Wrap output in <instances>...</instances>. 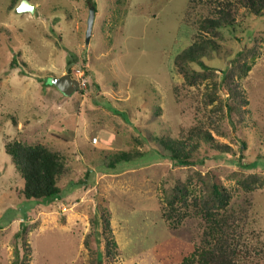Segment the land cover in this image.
I'll list each match as a JSON object with an SVG mask.
<instances>
[{"label": "rangeland", "instance_id": "374dc122", "mask_svg": "<svg viewBox=\"0 0 264 264\" xmlns=\"http://www.w3.org/2000/svg\"><path fill=\"white\" fill-rule=\"evenodd\" d=\"M29 1L33 12L18 11L21 0H0V264H12L17 248L28 264H91L104 250L102 210L118 249L109 264H178L207 226L197 214L169 222L162 214L167 199L175 185L187 188L190 200L203 197L214 181L230 194L219 210L235 214L233 236L244 259L264 264V18L238 7L235 31L223 29L219 53L204 57L214 79L187 83L174 57L218 0H93L88 42L86 0ZM254 38L256 57L243 55L252 65L237 77L245 101L229 112L227 92L211 82ZM78 68L86 81L80 90ZM196 125L230 153L200 140L191 164L137 165L152 149L165 150L157 137L185 138ZM13 140L59 153V196L23 195L5 151ZM134 149L145 154L120 170L105 168L117 151ZM253 175L254 186L245 187Z\"/></svg>", "mask_w": 264, "mask_h": 264}, {"label": "trees", "instance_id": "16d2710c", "mask_svg": "<svg viewBox=\"0 0 264 264\" xmlns=\"http://www.w3.org/2000/svg\"><path fill=\"white\" fill-rule=\"evenodd\" d=\"M18 0H12V5ZM90 5H95L93 0H86ZM238 7L252 13L255 16L264 18V0H218L215 5L209 6L207 14L197 22L199 34L194 40L183 48L174 57L177 69L183 73L187 83L209 77L214 79L215 67L208 64L204 57L219 51V41L223 29L235 31L237 25ZM233 34L235 32H232ZM235 35V34H234ZM254 38L252 46L239 50L237 55L230 58V64L221 69L220 78L213 80L214 87H222L227 92L226 108L229 112L241 110L237 103L244 102L243 94L237 77H242L250 69L252 63L241 60L247 53L250 59L256 57V43ZM219 53V52H218ZM71 54V53H70ZM220 55V54H219ZM69 55L67 61V73L71 75L70 65L73 62ZM82 86H79V90ZM211 94L214 92H210ZM67 97V96H65ZM214 96H210L208 101H213ZM115 111V110H114ZM117 112V111H116ZM118 113V112H117ZM158 144L164 147L152 149L149 154L151 159L147 162H140L143 165L159 159L170 160L174 164L187 165L193 163L196 151L200 146V140H204L209 145L218 148L222 155L230 153V145L219 142L211 135L210 130L199 125L188 130L185 138L157 137ZM5 151L10 154L15 166L22 177L21 192L25 197L34 199H48L60 195L61 188L58 184L59 176L63 172L64 164L56 150L48 148L42 143L30 144L24 141L13 140L5 145ZM145 153L139 150H119L113 154V161L106 163V169L120 170L130 164V160L135 156H142ZM129 163V164H128ZM256 165L257 162H252ZM135 165V166H137ZM258 177L253 175L250 180L244 182L245 187L251 188ZM259 180V179H258ZM262 182V179L259 180ZM253 183V184H252ZM173 198L167 199V207L162 211L163 216L172 223L179 222L187 215L197 214L205 219L206 228L201 237V244L195 245L194 250L183 256L178 264H252L244 259L241 248H239L233 236L235 214L227 213L226 210H219L225 207L230 199V194L219 182H212L209 192L203 197L192 194V200L188 199L189 190L185 187L175 185ZM188 194V195H187ZM95 223V219H94ZM101 230L104 239V250L98 249L91 264H109L112 255L118 253L117 245L111 232L110 219L107 212L101 211ZM95 233H97L95 231ZM19 232H17V235ZM99 234V232H98ZM16 258L12 264H28L19 258L18 248Z\"/></svg>", "mask_w": 264, "mask_h": 264}, {"label": "water", "instance_id": "95a60500", "mask_svg": "<svg viewBox=\"0 0 264 264\" xmlns=\"http://www.w3.org/2000/svg\"><path fill=\"white\" fill-rule=\"evenodd\" d=\"M35 5L31 3L29 0H21L19 6H17L18 11H26L33 12ZM95 18V6L90 5L88 9V15L86 19V30H85V42H88L90 36L92 34L93 22Z\"/></svg>", "mask_w": 264, "mask_h": 264}, {"label": "built area", "instance_id": "2783aa9c", "mask_svg": "<svg viewBox=\"0 0 264 264\" xmlns=\"http://www.w3.org/2000/svg\"><path fill=\"white\" fill-rule=\"evenodd\" d=\"M74 73L79 77L80 86H83L86 82L83 72L78 68Z\"/></svg>", "mask_w": 264, "mask_h": 264}]
</instances>
